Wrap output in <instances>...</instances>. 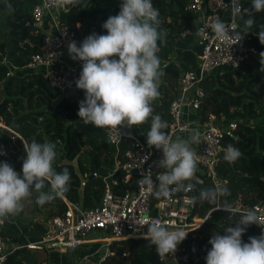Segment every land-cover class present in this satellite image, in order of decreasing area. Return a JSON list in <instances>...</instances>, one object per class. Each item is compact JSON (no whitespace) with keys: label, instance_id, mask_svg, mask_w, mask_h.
Masks as SVG:
<instances>
[{"label":"trees","instance_id":"16d2710c","mask_svg":"<svg viewBox=\"0 0 264 264\" xmlns=\"http://www.w3.org/2000/svg\"><path fill=\"white\" fill-rule=\"evenodd\" d=\"M107 2V3H104ZM159 10L160 29H168L169 38L174 41L181 32L193 26L194 14L187 9L188 0H152ZM37 0H0V116L6 123L12 124L21 133L27 143L33 140L39 143L52 142L56 145L57 158L54 167L57 172L68 169L71 174L68 192L64 195L70 200L90 206L102 197L104 182L101 177L91 178V166L100 175H105L114 165L118 150L120 155L133 147V136L122 139L119 148L111 143L105 131L100 127L85 124L78 116L79 102L85 97L73 94L53 86L36 70L20 71L7 77L9 64L2 63L6 57L14 66L24 67L32 56L38 53L42 46L43 33L35 26L26 25L32 20V9ZM11 4L14 11L9 12L6 5ZM121 0H78L75 5H68L62 12L60 20L67 24L80 37L81 43L92 33L107 34L103 23L120 11ZM244 19H248V11L252 8V0H243ZM254 24L258 32L250 31L252 42L264 53V43L259 34L264 32V11L252 12ZM162 26V27H161ZM164 26V27H163ZM246 26V25H245ZM164 28V29H163ZM167 32V30H166ZM159 43V42H158ZM170 44L160 43L158 56L164 67L161 77L163 92H171L178 83L181 69H188V64L180 65L167 61ZM262 59L254 56L249 58L238 69L212 71L202 78L200 85L204 90L199 113L203 118L210 114H224L228 121H237L239 126L235 131L238 139L232 140L242 155L234 162H221L217 165V179L226 183L231 195L221 197L217 203L196 200V213L204 217L208 211L210 217L206 225L188 233L181 244L186 246L191 254V264H206L207 252L211 249L206 242L213 234L225 235V229L235 226L240 219L237 214L229 218L227 211L218 209L226 200L237 204L248 202H264V55ZM171 80H168V79ZM170 82L172 84H170ZM62 101L52 111L46 106L59 94ZM176 93L167 95L166 99L154 108V114L163 118L170 101ZM161 113H163L161 115ZM165 115V114H164ZM166 118V116H165ZM169 118V116H168ZM169 122V121H168ZM151 119L140 125L147 134ZM8 148L14 149L10 157H0V163L8 162L15 170H22L25 149L22 141L15 142L3 137ZM76 159V167L71 163ZM196 175L204 179V184L197 190L196 197L202 189L213 188L214 181L207 176V169L198 164ZM82 178L86 179L81 186ZM48 191V187L44 189ZM38 193L33 191L30 199L33 207L22 210L16 216L8 218L2 233L14 242L19 240H39L48 230L50 220L64 212L66 204L62 198L40 205L36 202ZM40 206V207H38ZM219 206V207H218ZM218 209V210H217ZM41 214L40 218L37 214ZM260 226L252 224L247 227L242 236L243 241L250 242L249 237H259L262 234ZM111 254L100 264H163L159 260L156 246L145 237H134L123 240H113L110 243ZM38 250V253H43ZM115 252L126 255L123 258ZM48 255V254H47ZM51 255V254H50ZM50 259L63 260L57 253ZM34 250L22 247L8 255L4 264H38ZM80 264V263H77Z\"/></svg>","mask_w":264,"mask_h":264},{"label":"built area","instance_id":"2783aa9c","mask_svg":"<svg viewBox=\"0 0 264 264\" xmlns=\"http://www.w3.org/2000/svg\"><path fill=\"white\" fill-rule=\"evenodd\" d=\"M234 6L240 8L239 14L235 16ZM67 9L68 6L56 7L51 0H37L32 9L31 21L33 26L43 33L41 49L24 67H16L4 57L2 63L9 64L7 76H13L24 69L36 70L53 86L72 93L75 90L74 94L85 97L84 90L78 89L75 83L82 71L83 62L73 60L68 52L70 42L76 41L79 46L81 37L60 20L62 12ZM187 9L194 14L195 28L184 29L180 37L194 36L196 44L200 47L199 60L196 68L184 69L180 73L176 96L170 101L167 110V131L175 140L178 136L187 138L193 130H199L203 141L198 146L192 145L197 150L199 165L207 169V176L214 181V185L221 184L217 179L216 167L221 162H227L224 159L226 147L229 144L236 147L231 139H238L235 131L239 122L228 121L224 114H210L203 118L199 113L204 98L200 82L203 74L215 70L222 72L226 69H238L249 56L261 55L262 52L252 42V34L244 31L241 25L244 19L243 0H188ZM217 18L234 30L230 31L226 39H217L212 31L211 25ZM198 29L204 31L205 35H198ZM241 36V40L237 42ZM102 129L117 149L123 138L131 136L120 129ZM3 137L13 142L17 138L22 143L26 142L24 136L0 116V157H10L14 149L7 147ZM133 138L132 148L122 155L117 150L114 165L105 175H100L95 170L91 173L92 177H101L104 182L100 200L86 206L82 201L76 202L64 196V212L50 220L48 230L39 240L23 239L14 242L2 233V228L9 219L0 222V264L6 262L11 252L22 247L30 248L34 252L44 251V257L38 259V264H57L56 260L50 259L49 256L54 253L61 256L66 251L87 244L99 245L92 251V247L88 252L83 251V254L74 260V264H100L112 253L109 245L113 240L145 237L147 226L141 227L135 220H158L189 232L201 227L210 217L211 210L204 217H200L196 213L197 202L193 197H196L198 188L204 184V179L197 175L201 183L193 181L195 186L191 191H180L167 199L155 198L151 194L155 189H140L138 180L142 178V172L146 174L149 170L155 180L156 174L163 171L158 167L163 152L154 146L149 147L147 142L137 137ZM85 183L86 179L82 178L81 185L84 186ZM237 204L242 209L256 207L264 212L263 201ZM228 217L233 218L234 215L229 212ZM261 230L264 231L262 228ZM99 232L103 234L101 237L92 236L93 233ZM104 243L107 245L104 246ZM206 245L212 247L209 241ZM159 260L163 264H191V254L187 247L180 243L175 252L163 257L159 255Z\"/></svg>","mask_w":264,"mask_h":264},{"label":"clouds","instance_id":"9594fccd","mask_svg":"<svg viewBox=\"0 0 264 264\" xmlns=\"http://www.w3.org/2000/svg\"><path fill=\"white\" fill-rule=\"evenodd\" d=\"M56 7L75 5L78 0H51ZM14 11L11 4L6 5ZM248 11L246 27L254 24L252 12L264 11V0H252ZM239 6L233 7L238 15ZM159 10L152 0H121L120 11L111 15L102 25L107 34L92 33L78 46L76 41L68 46L73 60L82 61V71L76 80L78 89L84 90L85 99L79 102L78 116L85 124L100 128L122 129L142 125L151 119L147 132V144L162 150L163 158L158 162L159 172L153 179L149 170L142 172L138 180L140 189L147 187L155 198H171L175 193L188 192L194 183H201L198 176L197 150L192 147L203 141L199 130H193L187 138L172 139L167 131L169 124L159 114H154L153 102L161 93V77L164 67L158 53L166 32L160 29ZM217 39H226L231 26L217 18L211 25ZM204 36L205 32L197 31ZM264 43V32L259 35ZM242 36L237 40L239 42ZM159 42V43H158ZM264 55V53H262ZM264 64V61H262ZM264 71V68L261 69ZM25 156L22 170L17 171L8 162L0 163V222L19 214L24 201L33 191L38 193L36 202L40 205L63 198L68 192L71 174L68 169L57 172L54 163L57 158L56 145L52 142H24ZM241 151L229 144L224 159L234 163ZM187 182V183H186ZM48 187V191L44 189ZM231 195L226 183H217L213 188L202 189L193 200L217 203L221 197ZM230 212L240 219L235 226L227 227L225 235L213 234L209 243L206 264H264V232L259 237L242 239L248 226L256 224L264 229V212L256 207L242 209L238 204L227 202L218 208ZM217 209V210H218ZM135 223L147 226L145 238L151 241L158 254L163 257L177 250L189 231L158 220H141ZM174 229V230H173Z\"/></svg>","mask_w":264,"mask_h":264},{"label":"crops","instance_id":"0c3cea01","mask_svg":"<svg viewBox=\"0 0 264 264\" xmlns=\"http://www.w3.org/2000/svg\"><path fill=\"white\" fill-rule=\"evenodd\" d=\"M241 25L243 26V28H247L250 31H254L255 33L258 32V28L255 24H253L250 28L246 27L245 22L241 21ZM193 28H195L194 26V22H193ZM167 30V32H166ZM166 32V36H165V41H167L168 44H170V51L168 52L166 58L167 61H172L178 65L185 63L188 64V69L189 68H196L197 64H198V60H199V53H200V47L196 44L194 36L192 35H188L186 37H180V35L174 40L172 41L169 36H168V29H165ZM184 69H181V71ZM180 77V76H179ZM162 79L165 80L164 77H162ZM168 80H171L170 78ZM170 84H172L170 82ZM179 87V79H178V83L175 86V88L173 90H171V92H164L160 97V101L159 103L162 102L163 98L166 99L167 95H172L173 93H177ZM164 101V100H163ZM156 101L153 102V107H156L157 105H155ZM141 128V126H140ZM124 130H126L127 133H130L131 136L133 137H137L145 142H147V137H146V133L142 130L141 133H138L137 131V127H135V131H132L129 128H124ZM211 247V246H210ZM57 264H60L58 262H56Z\"/></svg>","mask_w":264,"mask_h":264},{"label":"rangeland","instance_id":"374dc122","mask_svg":"<svg viewBox=\"0 0 264 264\" xmlns=\"http://www.w3.org/2000/svg\"><path fill=\"white\" fill-rule=\"evenodd\" d=\"M104 3H107V2H104ZM162 27V26H161ZM164 27V26H163ZM164 29V28H163ZM257 33V32H256ZM159 91H160V93H161V95L164 93L163 92V89H159ZM74 92H75V90H73V94H74ZM160 98L161 97H159V99H157L156 100V104L155 105H158V104H161L162 102H163V100H165L164 98H163V100H162V102L161 103H159V101H160ZM158 114H160V113H158ZM163 113H161V115H162ZM165 114V115H164ZM164 114L162 115L163 116V120H165V121H169V118H168V113L167 112H164ZM165 116H166V118H165ZM135 127H137V131H138V133H141L142 132V130H141V128H140V125H138V126H133L132 128H130L132 131H135ZM120 130H123V131H126V130H124V128H122V129H120ZM71 163L75 166V168L77 169V167H76V159H74L73 161H71ZM82 186V185H81ZM33 201L29 198V199H27V200H25L24 201V207H23V210L24 211H26V210H28V209H30V208H32L33 207ZM38 207H40V206H38ZM42 215L41 214H37V217L38 218H40ZM103 234L101 233V232H99V233H93L92 234V236H99V237H101ZM98 245L99 244H87V245H85V246H82V247H80V248H77V249H75V250H70V251H66L65 253H64V255H62V259L63 260H58L59 261V263L60 264H74V260L75 259H78L82 254H83V251H89V248H91L92 247V249H91V251L92 250H94L95 248H97L98 247ZM104 246H106L107 244L106 243H104L103 244ZM86 248H88V249H86ZM105 252V249H103L102 250V253H104ZM35 254H36V256H37V258L39 259V258H42V257H44V253H41V254H39L38 253V251H36L35 252Z\"/></svg>","mask_w":264,"mask_h":264},{"label":"water","instance_id":"95a60500","mask_svg":"<svg viewBox=\"0 0 264 264\" xmlns=\"http://www.w3.org/2000/svg\"><path fill=\"white\" fill-rule=\"evenodd\" d=\"M26 25L33 26V22H32L31 20H29V21L27 22ZM252 56L257 57V58H259V59H262V56L259 55V54H252ZM204 75H205V74H203V76H204ZM8 78H9V76H7V77L2 81V84H4V82H5L6 79H8ZM63 98H64V95H63L62 93L59 94L55 99H53V100L51 101L50 104H48V105L46 106V109L52 111V110L54 109V107H56V106L62 101ZM90 171H91V173L94 171V167H93V165L91 166ZM91 178H92V176H91ZM227 214H229V212H227ZM206 224H207V223L204 222L203 224H201V227H203V226L206 225ZM246 243H247V242H246ZM115 253H116V254H119V255L122 256L123 258H126V255L123 254V253H121V252H115Z\"/></svg>","mask_w":264,"mask_h":264},{"label":"bare ground","instance_id":"6f19581e","mask_svg":"<svg viewBox=\"0 0 264 264\" xmlns=\"http://www.w3.org/2000/svg\"><path fill=\"white\" fill-rule=\"evenodd\" d=\"M197 222H199V220H197Z\"/></svg>","mask_w":264,"mask_h":264}]
</instances>
